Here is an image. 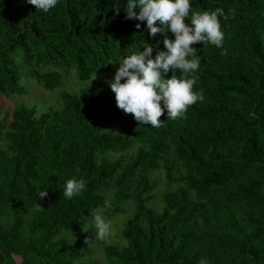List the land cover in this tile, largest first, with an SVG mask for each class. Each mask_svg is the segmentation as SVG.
I'll return each mask as SVG.
<instances>
[{
  "label": "trees",
  "instance_id": "1",
  "mask_svg": "<svg viewBox=\"0 0 264 264\" xmlns=\"http://www.w3.org/2000/svg\"><path fill=\"white\" fill-rule=\"evenodd\" d=\"M72 73L0 104V264H98L128 211L108 264H264V0H0V96Z\"/></svg>",
  "mask_w": 264,
  "mask_h": 264
},
{
  "label": "rangeland",
  "instance_id": "2",
  "mask_svg": "<svg viewBox=\"0 0 264 264\" xmlns=\"http://www.w3.org/2000/svg\"><path fill=\"white\" fill-rule=\"evenodd\" d=\"M35 80H28L26 82L28 94L23 97H16L14 99H6L0 96V104L3 105L4 110L12 111L18 104L25 103L30 105V107H35L39 114L45 113L50 107H61L60 93L61 91L72 90L75 93H79L82 89L87 88L90 84L94 85L97 81H100V78H94L91 81L82 82L77 78V75L71 74L66 78L65 84L57 91L48 92L42 90L35 82ZM91 82V83H90ZM132 150L129 153H126V159L128 160L129 156L132 155ZM152 178L159 180L160 185L156 189L157 191L163 192L165 189V173L163 170L152 174ZM132 215V212L128 211L127 213L119 214L112 217L110 220H105L100 222L95 229L94 237L84 249V260L89 261V263L97 262L98 264H108L106 261V256L103 250V243L108 244H121V239L118 236L119 231L123 229L125 222ZM109 230L110 239H105L106 232ZM85 231L81 230L76 233L63 231L60 238H65L70 243H76L85 235ZM106 234V235H105Z\"/></svg>",
  "mask_w": 264,
  "mask_h": 264
}]
</instances>
